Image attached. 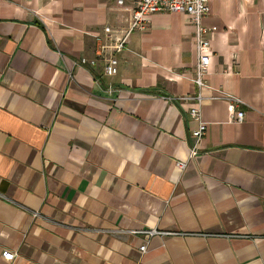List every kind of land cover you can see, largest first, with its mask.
<instances>
[{"label": "crops", "instance_id": "obj_1", "mask_svg": "<svg viewBox=\"0 0 264 264\" xmlns=\"http://www.w3.org/2000/svg\"><path fill=\"white\" fill-rule=\"evenodd\" d=\"M135 2L0 0V264H264V0L210 1L199 91L187 14L115 51Z\"/></svg>", "mask_w": 264, "mask_h": 264}, {"label": "built area", "instance_id": "obj_2", "mask_svg": "<svg viewBox=\"0 0 264 264\" xmlns=\"http://www.w3.org/2000/svg\"><path fill=\"white\" fill-rule=\"evenodd\" d=\"M211 0H136L130 15V21L128 29L123 37L116 38L113 48L116 52H120L126 49V41L128 36L133 31H143L150 24L149 17L153 14L158 13H184L187 14L195 25V48L197 53V60L194 66L195 76L192 82L198 89L206 87L203 80L206 70L209 65V52L211 42L206 39V35L210 32L211 35L214 34L216 28H206L201 24V19L203 16L209 13V3ZM121 4L122 0H118ZM105 33L108 34L110 31L106 28ZM99 41V39H97ZM103 46H99L98 54L101 53ZM94 60H87L81 58L79 64L81 65H94ZM117 72V61L115 59H110L108 63L104 66V73L108 76L115 75ZM220 97H213L212 99L221 98L226 101L228 112L234 116L236 122L240 123L244 119V112L240 111L238 108L242 104L241 100L231 96L229 94L219 92ZM168 100L178 103V102H195L194 107H190L187 110L188 118L195 123V128L191 132L192 142H190L189 147V158H194L199 154L198 142L205 135L207 130V125L203 122L201 117V103L203 97L200 93H196L193 96H180L177 98H167ZM180 169H183L185 164L177 163ZM37 215V214H35ZM143 234L145 238H150L156 234H162L154 229L142 230L139 232ZM141 253H145L146 244H142L139 247ZM1 259L6 262H12L15 258V254L8 250H2L0 254Z\"/></svg>", "mask_w": 264, "mask_h": 264}]
</instances>
